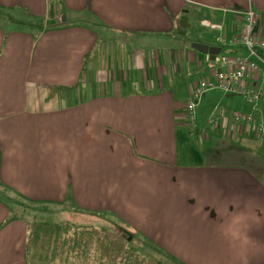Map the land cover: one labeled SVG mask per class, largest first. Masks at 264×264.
<instances>
[{"label":"crops","instance_id":"obj_1","mask_svg":"<svg viewBox=\"0 0 264 264\" xmlns=\"http://www.w3.org/2000/svg\"><path fill=\"white\" fill-rule=\"evenodd\" d=\"M248 7L264 33V0H0V195L112 213L158 262L264 264V140L228 113L264 128V100L194 129L201 150L171 120L174 95L187 100L211 70L192 44L220 47L203 24L239 37ZM164 133L169 163L108 156L149 155ZM21 208L0 198V264H25Z\"/></svg>","mask_w":264,"mask_h":264},{"label":"rangeland","instance_id":"obj_2","mask_svg":"<svg viewBox=\"0 0 264 264\" xmlns=\"http://www.w3.org/2000/svg\"><path fill=\"white\" fill-rule=\"evenodd\" d=\"M18 22H24L23 18H15ZM209 31V30H207ZM210 32V31H209ZM157 40V39H156ZM160 40V39H159ZM168 39H162V43L166 42ZM225 48H223L224 53ZM191 78V77H190ZM191 81V79H190ZM198 82V79H196ZM183 92L179 93L181 96L174 95V107L177 111V116L173 114L171 120L173 123L184 121L187 130L191 133L190 141L194 148L201 150L199 146L202 144L201 137H197L193 134L194 129L200 127L209 128L210 125H206V122L213 119L216 114L222 112V110H235L234 106L229 105H240L248 108H252L253 105L248 104L242 96L235 95L233 98L228 99L226 94L222 91L211 90L206 93L198 101V105L194 110V126L190 122H188L186 117V111L183 109L186 106V93L182 95ZM107 95H110L109 93ZM111 96H108L110 98ZM236 99V100H235ZM258 103V102H257ZM182 110V111H181ZM238 114L247 116L248 113L237 111ZM244 113V114H242ZM201 126V127H202ZM126 138H130L129 135H124ZM158 139L161 140L160 143L157 144V148L160 150L157 151H149V155L141 153V151H136L135 149L128 153V156H120L119 152H111L108 153V156L112 159L114 163L120 161H128L131 166H136L137 164L146 162H162V163H169L172 159L171 157V140L169 137L164 133L162 136L156 138H149L150 141ZM200 144V145H198ZM205 156L214 158L211 152L203 150ZM210 153V154H209ZM99 154L101 152L99 151ZM169 154V155H167ZM0 198L5 201L9 206L10 202L5 197L0 195ZM23 207L20 209V214L22 212V216L24 219L29 223V231L32 229L34 225L38 224H47V225H69L71 227L70 236L74 232H77L79 229L76 226H80V229L85 228V221H95L98 226H92L89 230L93 231L96 234L92 244L90 246L88 260L85 263L81 262V260H74L75 263L73 264H157L158 260L154 257L155 253L153 254L152 251L147 252L144 248L140 247L138 244L140 240L138 239L137 232H129L127 229L122 225V221L112 215V213H93L86 217L83 215V212L78 210L74 206H70L67 204L65 208L62 206L55 205V206H42L41 203L33 204L28 203L25 200V203L21 202ZM14 210V209H12ZM10 212H12L10 210ZM91 216V217H90ZM11 215L9 217V221H11ZM77 230V231H76ZM125 230V231H124ZM85 231V230H84ZM133 234V239L129 240V235ZM139 246V247H138ZM30 255L31 253H27L25 255V264H66L64 262L60 263L59 260L55 262H46L45 260H38L37 256L33 258V263L30 262ZM152 259L149 258V256ZM79 256L78 258H81ZM144 260L146 263H143ZM148 261V262H147ZM161 264H171L165 258H162L159 261Z\"/></svg>","mask_w":264,"mask_h":264},{"label":"built area","instance_id":"obj_3","mask_svg":"<svg viewBox=\"0 0 264 264\" xmlns=\"http://www.w3.org/2000/svg\"><path fill=\"white\" fill-rule=\"evenodd\" d=\"M241 15L242 27L239 37L228 39L222 35V26L203 24V27L211 32L221 34L218 39L219 48H227L230 51L226 53L221 51L215 60L208 61L211 70L207 76L201 77L192 88L185 106L187 120L192 126L195 121V106L208 91L217 90L228 94H237L248 103L264 100V33L259 30L261 15L251 7L245 9ZM228 113L229 117L233 119V128L237 123H247L248 130L250 129L258 138L264 140L262 125L257 124L252 118L236 112ZM219 120L215 117L207 124L214 126Z\"/></svg>","mask_w":264,"mask_h":264},{"label":"trees","instance_id":"obj_4","mask_svg":"<svg viewBox=\"0 0 264 264\" xmlns=\"http://www.w3.org/2000/svg\"><path fill=\"white\" fill-rule=\"evenodd\" d=\"M2 12L3 9L0 8V14ZM4 13L7 12L5 11L2 14ZM221 50L223 53V48H221ZM6 199L9 200L10 206L5 201L3 202L7 208H9V212L10 210L12 211L11 214L14 213L12 209H14L16 205L23 207L21 202L25 203V201H21V199ZM14 217L15 215H11L12 219ZM70 232L71 227L69 225H34L30 231L28 230L25 255L31 253V259L38 255V260L42 259L50 263L59 260L60 263L64 262L66 264H73L76 262H74L75 258L76 260H81V262L85 263V260L87 262L90 246L96 234L90 230H78L70 236ZM132 236L133 234L129 235L130 240L133 239ZM79 256L82 257L78 258ZM157 264L161 263L158 262Z\"/></svg>","mask_w":264,"mask_h":264},{"label":"water","instance_id":"obj_5","mask_svg":"<svg viewBox=\"0 0 264 264\" xmlns=\"http://www.w3.org/2000/svg\"><path fill=\"white\" fill-rule=\"evenodd\" d=\"M191 48L205 56H208L211 61L215 60V58L220 54L221 48L219 47H211L205 44L194 43Z\"/></svg>","mask_w":264,"mask_h":264}]
</instances>
